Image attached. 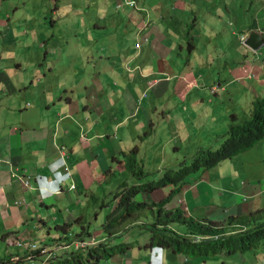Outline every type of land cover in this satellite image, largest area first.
<instances>
[{"label": "rangeland", "instance_id": "374dc122", "mask_svg": "<svg viewBox=\"0 0 264 264\" xmlns=\"http://www.w3.org/2000/svg\"><path fill=\"white\" fill-rule=\"evenodd\" d=\"M13 1L19 4V7L14 9L15 15L22 12L23 15L21 20L27 28V31H34L36 35L34 36L33 43H40L43 45L40 52L41 58H43L44 53L47 51V47L49 45H54L51 34L59 33L61 48L64 41L69 42V44H73L77 41L82 43L80 40H84L86 43L91 41L92 47L88 49H86V45L80 48L75 47L74 45H67L65 51L54 50L48 54L49 57L59 56L60 58L64 57L65 60L69 59L74 76L78 77L81 74L86 73L87 79L83 82L81 92L82 96H84V86L89 89L87 100H90V91H94L93 88L98 85L104 87L107 84L109 87V93L110 84H112L111 79L113 77V71L116 70V67L124 68L125 66L124 64L118 63L117 60H130L131 67L134 68L137 73V82L134 86H125L124 91L116 89L118 91L117 94L119 101L114 103L106 112L114 118L126 116V120L121 126L123 128L119 129L117 133L119 145L121 147L130 148L129 146L133 145L130 137L135 132L127 131V129L131 130L136 127L133 123L139 119L147 120L145 118L146 113L144 112V110H146L149 114V120L155 123L154 127H156V129H160L162 126L174 127L178 123L182 129L183 135L187 136V131L190 129L193 131L192 134L197 135V137L201 136L202 139L208 137L209 142L207 140L206 146L210 145V148L216 149L215 146L217 145V142L219 143L217 147H219L224 140L222 134L228 128L227 121L223 120L230 119L229 107L231 106L229 105L233 102V97L235 95H243L241 102H237L236 106L239 109L245 108L246 111H249L248 108H250V104L255 97L264 98V84L260 85L258 90H255L253 87L255 82L245 79L252 76L250 70L254 71V68H261L260 61L252 57L247 61L242 59V57L237 56L233 52V49L238 45V42L232 46L229 45L226 41V38L228 37L226 29L221 31L222 34L220 37L216 29L208 27V24L211 21H198L196 17L198 15L194 16L190 12L186 14L188 8L192 9L194 12L198 10L197 14L210 13V9L215 5L222 8L226 6L227 8L239 9L241 11L246 9H256L259 7L257 4L259 0H254L252 3H250L252 0H249V4H242L241 0H195L196 3L193 4L191 2L192 0H135V7L145 5L143 11H136L135 8H118L112 0H58V8L54 14L48 7L49 0ZM15 2L11 4V9L17 6ZM212 12L216 15L220 13L223 14V12H220L219 8L212 9ZM261 15L262 21L264 22L263 11L261 12ZM98 16L111 22L115 18H128L130 20L147 18L145 19L147 23H153L147 31L157 35L158 38L154 44L162 55L167 52L166 45L160 43L163 36L167 37V31L163 27V24L166 25V23L162 21V19L168 16H171L169 20L171 22L167 25H173V27H175V29H170L173 39L177 36V39L181 42L186 41L187 39H183L181 36L184 33H187L188 40H191L192 37L197 38L198 44L195 48L189 51V55L185 52L186 48H183L181 51L177 48L171 53V56L164 61L165 68L169 74L177 76L180 71L185 68L186 72L182 75L183 78L180 80L181 84L178 85L177 91L179 94L174 97L176 87H173L174 81H169L167 82L168 88L163 91L164 94L161 97L156 98L154 106H152L149 103L152 92L146 90V79L139 76L140 70L143 71L144 74L148 72L146 64L148 63V59L142 56L141 50L135 49L133 43H131L127 53L120 52L116 58H112L111 56L107 57V53L111 50L109 45L112 43L113 39L118 38V34L114 36L111 34L102 37L105 30L103 26L93 29L90 33L81 31L84 30V27L89 25L91 19L93 20ZM63 18L65 19L62 20ZM150 19H156L157 21H152ZM237 21L238 20L235 19L236 23ZM18 22L19 20L11 18L12 24H18ZM161 22H163V24ZM190 22H193L191 28L187 26L191 24ZM73 31H76L79 34L81 33L82 38L77 39L79 37L78 35H74ZM128 37L129 34L127 33L123 37V42L126 41ZM101 39L105 40L106 43L97 48H93V45ZM217 39L220 41L217 42ZM201 44H205L204 49L201 48ZM84 50H86L85 53L83 52ZM259 52L264 55V47H262ZM187 56H189L188 63L185 65ZM88 60L95 62L94 67L86 64ZM47 62L51 63L50 61H43V63ZM59 62H61V60ZM224 64L229 65L228 69L230 76L233 78L232 80L236 81V85L231 86L227 83L223 86L217 82V71H219L220 76L228 74V71H223ZM154 65H156L157 69H164L162 62L159 60L156 61ZM0 68L16 72V77H20V74L31 77L30 72L26 75L24 70L20 69V67L13 61H10L9 63L0 61ZM201 71H205L203 78L199 75ZM207 75H209V78H206ZM35 76L41 75L38 74ZM61 76H63V74H61ZM74 76L73 74H70L69 78L73 79ZM255 77L260 83L264 82L263 76L258 75ZM116 84L121 83L117 82ZM249 84L253 85L250 86ZM211 86L212 91H214L215 94L211 92ZM242 87H244L246 91L243 90ZM79 92V90L75 91L74 95L77 96ZM184 97H186L185 103L187 104V110H181L179 107L178 100L184 99ZM106 98L110 103L109 94L106 95ZM131 98L138 100L136 101V104L138 103V105H136L133 100L131 101ZM193 98H195L193 101L200 103L197 108L190 107ZM82 101L86 102L85 97L82 98ZM130 102H132V105H130ZM140 102L141 106L139 108ZM147 105H149L148 108H146ZM150 107L155 110V112H152ZM239 109L236 108L235 110L240 114L241 111ZM136 112H138V114L133 116ZM76 118L81 119L82 117L76 116ZM163 118H166V121H164ZM216 121H218L219 129L215 130L214 125ZM157 136H160L161 143H164L163 145H165L166 148L168 147L175 160L177 158V160L182 159L179 157L182 152L174 149L173 145L176 143V139H174L170 133L166 134L162 132L158 133ZM135 143L139 145V139H136ZM184 144L186 148L187 142ZM181 145H183V143H181ZM144 148H146V144L143 142L141 150ZM154 150V144H151L150 148L146 149L145 155L139 156L143 161L144 170L149 172L144 178V181L158 179L165 168L172 167L169 163L174 162V159L171 157H166L164 159L163 156H155ZM253 154H261L264 157V141L252 150L251 155ZM113 166L114 167L108 171L109 187L113 182H116L118 177L117 164H114ZM202 178L206 185L210 187L209 190L210 193H212L213 198L220 201L213 202V206L221 210V213L216 216L217 219H223L228 214H242L239 206H250V201H242V198L238 197L239 204H237L235 198H229L237 191H242L244 193L247 192L249 185L257 190L264 188V158L260 159L257 157L250 161L246 158L225 159L220 165L214 166L204 172ZM251 179V183H244V181ZM212 180H216L217 182L210 184ZM111 189L112 191L114 190V188ZM203 194L205 195L207 193ZM262 195L264 199V191L262 192ZM144 198L145 196L142 194L138 195V199ZM192 200L194 202H200L203 200V196L194 190L192 193ZM225 201L227 202L222 208L221 202ZM53 203H55V201L46 202L42 207L44 210L52 209L54 208ZM263 205L264 202L262 203V206ZM98 206L99 204L92 207L98 209ZM213 206L208 205L207 207L211 209ZM224 209L226 210L225 212H223ZM188 213L192 214L191 210H189ZM52 214L60 216V213L54 212L49 213V215L45 214L44 218L47 221H50L52 219L49 216ZM78 214H80V212L76 213V215ZM101 214L102 215L98 217V222L103 220L107 211L103 210ZM98 222H92L91 228L93 229L94 226H98ZM45 230L44 227L39 226L37 239L33 238V240H38ZM51 230L54 231L53 226ZM133 230L134 229L131 230V234ZM71 231H79V228L74 227ZM99 237V235L95 234V239H98ZM132 237L133 236H131V238ZM14 238L20 240L19 237L14 236ZM133 247L137 248V245ZM18 248L23 252L25 251V253L28 252L25 247L18 246ZM71 249L74 250L75 246L72 245ZM44 256L45 255H42L41 258ZM124 258L125 256L120 257V264H122ZM115 261L116 259L114 258L112 263H115ZM101 263L102 262L99 264ZM205 264H264V246L260 244L258 247L242 254L227 255L221 253L210 257Z\"/></svg>", "mask_w": 264, "mask_h": 264}, {"label": "crops", "instance_id": "0c3cea01", "mask_svg": "<svg viewBox=\"0 0 264 264\" xmlns=\"http://www.w3.org/2000/svg\"><path fill=\"white\" fill-rule=\"evenodd\" d=\"M0 6L6 12V16L0 18V61H3L2 58L4 57L7 60L4 62L9 63L11 61L9 59L13 57L12 53H19L20 55L25 52L29 53L27 57L36 58L42 62H59L60 57H49V52L54 50L65 51L67 45H74L79 48L86 45V49L92 47L91 41L86 43L84 40H80L82 43L77 41L69 44V42L64 41L61 48L59 33L51 34L54 45H49L43 58H41L40 52L43 45L33 43L36 35L34 31H27L24 26L21 20L23 13L15 15L14 10L11 11L10 0H1ZM11 18L19 20L18 24H12ZM73 34L78 35L79 38L77 39L82 38L81 33L73 31ZM85 51L83 52L85 53ZM121 52L124 53V50L121 49ZM62 60L63 62L59 66L61 69L56 67V64L48 67L45 65L47 67L46 70L45 67L43 68L48 74H42L41 76H35L41 73L31 65L32 63L28 64L27 62L23 63L25 65H18L20 69L24 70L26 75L30 72L31 77L21 74L20 77H16V72L0 68V263L47 264L48 255L37 252L38 254L32 257L30 253L23 252L15 245L16 238L14 236L33 242L35 241L33 238L37 239L39 226L50 229L51 224H56L60 221L65 222L66 220L72 221L80 214V221L92 227V222L95 221L94 208L92 206H94L96 198L86 206L80 205V201L87 195V192L99 199L107 195L108 168L113 163L112 160H108V157L120 147L115 143H110L107 135L96 132L92 135L86 134V139L80 138L79 148H74L71 128L66 123L65 117L74 113V124L86 118L85 115L79 114V109H75L70 100H65L66 95L72 93L74 89L67 83L70 79L66 74L68 73L69 76L73 74L74 76V73L69 59L65 60L63 57ZM86 64L94 67L95 62L88 60ZM146 64L150 71L157 69L156 65ZM163 68L165 70V66ZM74 79H80L84 82L87 79V75L84 73L78 77L74 76ZM74 79L72 80L74 81ZM180 84L181 81H178L177 87ZM63 87L69 92L64 93ZM107 87V84L104 87L101 85L92 87L94 91H90V100H87L89 89L84 86L85 95L83 96L86 100L84 102L85 107L90 110L89 112H97L100 120L105 123V131H107L108 123L105 110L109 105L106 98L108 94ZM167 88V82H161L158 89L154 93L152 92L149 103L154 106L156 98L161 97L164 94L163 91ZM132 100L135 104L138 101L131 98ZM178 101L180 109H185L182 99ZM130 105H132V102H130ZM198 106V102L193 101L192 107L197 108ZM69 109H72V111H68ZM76 116L82 118L77 119ZM123 120L118 122L122 123ZM60 156H63V162L70 174V179L64 183L63 187L70 188V185L73 184V195L68 198L71 193L63 192L61 195L54 196L50 200L55 201L53 203L54 208L44 210L42 207L43 203L38 198L32 183L29 187H23L14 175H34L38 173L50 175L49 165L56 163ZM201 181L203 183L198 181L196 185L193 184L185 192L188 207L196 216H204V214L221 211L213 206V202L215 203V201L219 200L213 198L212 193L209 195L200 193L201 190H206L209 193L210 188L206 185L203 178ZM251 182L252 179L249 180V183ZM194 190L203 196L202 201L194 202L192 200ZM263 191L264 188L257 190L249 185L247 192L239 193L242 201H250V206H239L241 211L246 207L262 206L264 202ZM235 200L239 204L238 198ZM208 204L213 207L209 209L207 207ZM107 210L105 209L104 211ZM69 211L71 213L67 216L52 214L49 216L52 219L50 221L44 218L45 214L49 215V213L54 212L61 214ZM77 212H80V214L76 215ZM211 215L209 216L211 217ZM64 227L66 226L59 225L58 229ZM45 235L52 237L56 236L57 233L46 230L38 240L45 239ZM72 241L59 242L53 252L55 257H59L68 251L71 245L67 248L64 245ZM48 242L51 243L52 240ZM133 242L134 246L137 245V248L132 247L119 252L108 260L101 259L97 264L100 262H102L101 264H120V257L122 256H125L122 264H150L149 248L143 247L147 242V237L138 235V238L134 237ZM75 244L73 243L72 245ZM162 254H164L165 259V250H163ZM42 255L45 256L41 258ZM114 258L116 261L112 263ZM189 261L191 262V260L179 261L178 264H194L189 263ZM54 263H56V258Z\"/></svg>", "mask_w": 264, "mask_h": 264}, {"label": "trees", "instance_id": "16d2710c", "mask_svg": "<svg viewBox=\"0 0 264 264\" xmlns=\"http://www.w3.org/2000/svg\"><path fill=\"white\" fill-rule=\"evenodd\" d=\"M253 1H250V3ZM259 1L257 2L258 5ZM241 2L242 4H249V0H241ZM256 9L241 11L239 9L228 8L226 12L227 16L231 19L237 17L236 19L239 24L231 26V32L227 40L230 46L238 42V45L233 49V52L237 56L247 61L250 57L258 59L260 61V67L264 72V55L262 53H252L242 45L240 40L241 35L248 33L252 27L257 25V21L254 19ZM4 16H6V12L0 6V18H4ZM262 28L264 29V26ZM28 54L25 52H22L20 55L19 53H12L13 57L9 60L16 63L17 66H19L18 64L25 65L23 64L24 62L28 64L32 63L31 65L39 70L40 75L48 74L45 71L48 65L53 66V64H56V67L60 68L59 66L63 62L62 58H60L59 61L61 60V62L50 61L51 63H43L36 58L27 57ZM2 60L7 61L4 57ZM117 62L125 66L124 68L116 67V70L113 71L112 84H110V91L108 93L110 103L107 109L119 101L118 91L116 89L124 91L125 86H134L137 82V73L131 67L130 60L127 59L124 61L119 59ZM43 67H45V70ZM228 68L229 65L224 64L223 71H228V74L220 76L219 73L217 79L222 85H226L227 83L231 86L236 85V81L232 80L233 78L230 76ZM259 69L254 68V72H257ZM66 75L69 78V74L67 73ZM207 78H209V75ZM70 81L67 83L74 89L72 93L66 95L65 100H70L73 107L79 109V114L85 115L86 118L74 124V113L72 115H66L65 117L66 123L71 128L74 148H79L80 138L86 139V134L92 135L100 132L109 137L110 143H115L120 147L108 157V160H112V162L115 160H124L123 167L118 168L121 181L108 201L113 203L114 206L103 217L104 222L101 225L102 232L110 237L123 229H134L132 231L133 237L138 238V235L147 237V242L143 247L153 245L163 247L166 252L165 259L163 254V264H178L184 258L194 260L196 264H205L210 257L216 256L220 252L234 255L237 251L250 250V248H256L260 244L264 246V207L252 212L229 214L219 220L209 217L201 219H195L191 216L185 217V211L175 204L177 193H184L181 189L183 185L186 188H190L191 185L202 179L204 172L201 169H209L215 165H220L223 160L237 158L243 152H245L244 157L248 160L259 156L257 154L251 155V152L257 145L264 141L263 97L254 96L255 98L250 104L249 111H246L245 108L239 109L236 106L237 102H241L243 95H235L233 97V105L232 103L229 105L231 107H229L230 119L227 120L228 128L222 134L224 140L216 149L210 148V145L206 146L208 137L205 139H202L201 136L197 137V135L192 134L193 131L190 129L187 131V136L183 135L178 123L174 127L162 126L160 129H156L154 127L155 123L149 120V114L146 110L144 112L146 113L145 118L147 120L139 119L133 123L136 127L131 130L127 129V131L135 133L130 137L133 145L129 146L130 148H126L119 145V138L117 136L119 129L123 128L121 126L126 120V116L114 118L106 113V109L105 114L108 123L107 131H105V123L100 120L97 112H89L90 110L85 107L82 101L81 88L83 82L80 79H74V81L70 79ZM117 82L121 84H116ZM249 85L252 86L253 84ZM253 87L255 90H258L256 85H253ZM107 88L109 89V87ZM242 88L246 91L244 87ZM63 89L64 93L69 92L64 87ZM78 90L80 92L75 96L74 93ZM140 106L141 102L139 103V108ZM148 107L149 105L146 106V108ZM236 108L241 111L240 114L235 110ZM150 109L152 112H155L151 107ZM68 111H72V109ZM136 114L138 112L134 113L133 116H136ZM119 120H123V122L119 123ZM163 120L166 121V118H163ZM214 129H219L218 121H216ZM162 132L166 134L170 133L176 139V143L173 146L176 151L179 150L182 152L179 156L182 158L181 160H177L178 158L175 160L168 147L166 148L163 145L164 143H161L160 136H157V134ZM136 139H139V145L135 143ZM143 142L146 144V148L141 150ZM186 142L187 146L185 148L184 143ZM151 144H154L155 156H163L164 159L171 157L174 159V162L169 163V165L177 168H165L163 175L159 179L143 181L149 172L144 170L143 161L139 159V156L145 155L146 149L150 148ZM216 182V180H212L210 184ZM165 186L168 187L165 191H155ZM140 193H151L153 200H137L136 197ZM191 202L193 203L192 200ZM101 215V212H99L98 216ZM188 232L201 235V238L198 241L190 240ZM114 239L115 237L91 245L86 248L84 254L81 252H73L66 257H53L48 260L47 264L98 263L101 259L108 260L115 254L134 246L133 240L113 244L111 241ZM37 252L39 250H32L27 253L35 257L38 254ZM55 258L56 263H54Z\"/></svg>", "mask_w": 264, "mask_h": 264}, {"label": "clouds", "instance_id": "9594fccd", "mask_svg": "<svg viewBox=\"0 0 264 264\" xmlns=\"http://www.w3.org/2000/svg\"><path fill=\"white\" fill-rule=\"evenodd\" d=\"M49 1L50 2L48 4V7L51 9L52 13L54 14L58 8V0H49ZM112 1H114V3L116 4V6L118 8L119 7H122L125 9L135 8L136 11H143L145 8V5L135 7L136 6L135 0H112ZM14 2L15 1L10 0V5L13 4ZM191 2H192V4L196 3L195 0H192ZM263 2L264 1H261V0L259 1V7L257 8V10L254 13V19L257 21V25L255 27H252L248 31V33H245V34L240 36V40H241V43L243 46H245L243 41L252 33L254 35H256L260 39V41L262 40V44L257 50H251L250 48L245 46L249 51H251L254 54L260 53L259 50L262 47H264V29L262 28L264 26V22L262 21V15H261V12L262 11L264 12ZM15 3L17 4V6H15L13 9H11V11L14 9H17L19 7V4L17 2H15ZM261 4H262V6H261ZM215 8H219L220 12H223V14H221V13L217 14V15L214 14L212 12V9H215ZM210 10H211L210 13L197 14L198 10L196 12H194L192 9L188 8L186 11V14H188V12H190L194 16L198 15V16H196L198 21H201V20L211 21V22H209L208 27L216 29L218 31V34L220 37L222 34V32H221L222 30L226 29V31L228 32V35H229V33L231 32L230 31L231 26L235 25V24H239L238 22L237 23L235 22V19L237 17L231 19L230 17L227 16L226 12L228 11V8L226 6H224V8H222V7H219L218 5H215ZM215 15H216V17H215ZM225 17H226V19H225ZM170 18H171V16H168V17L162 19V21H164L166 23V25L163 24V22H161L163 24V27L167 31V37L163 36L161 41H160L161 44H165L167 47V52L164 55H162L158 51V49L156 48V46L154 44L157 41V38H158L157 35L147 31L148 28H150L153 24V23H147L145 20L147 18L138 19V20H130L128 18H115L111 22L105 18H102L101 16H98L93 20L91 19L89 25L84 27V30H81V31H84L85 33H90L93 29H97V28H100L103 26L105 30L102 34V37L106 36V35H111V34H113V36L118 34V38L113 39L112 43H110V45H109V48L111 50L109 53H107V57L111 56L112 58H116L117 55L121 52V49H123L124 53H125L129 50L130 44L133 43L134 48L137 50H139V49L141 50L142 56L144 58L148 59V61H149L148 63H150V65H154L155 62L159 60L162 62V65L164 67L165 66L164 61L167 60L171 56V53L174 50H176L178 48L181 51L183 48H186L185 52H187L189 55V51L191 49L195 48L196 45L198 44V40L195 37H192L191 40H188L187 33H184L182 35L179 34L182 36L183 39L186 38L187 39L186 41L181 42L180 40L177 39V36L175 39H173L171 36V30L170 29H175V27H173V25H167L169 22H171V21H169ZM64 19L65 18H63L62 20H64ZM150 20L157 21L156 19L155 20L150 19ZM174 20H175V18H174ZM190 23L191 24L187 25V26L191 28L193 26V22H190ZM182 26H184V25H182ZM127 33L129 34V37L126 41L123 42V37ZM259 34H261V37ZM216 41L219 42L220 40L217 39ZM226 41L228 42L227 38H226ZM105 43H106V41L101 39L93 45V48H97L101 45H104ZM201 48L204 49L205 44H201ZM188 57L189 56H187V60L185 62V65L188 63ZM185 72L186 71L184 68L180 71V73L177 76H175L173 74H169L167 72L166 68H165V70L156 69L153 71H150L148 69V72L146 74H144L143 71L140 70L139 76L141 78L146 79V81H145V83L147 85L146 90L151 91L153 93L155 90L158 89L159 84L161 82L166 83L169 81H174L173 87H176V92H174V94H175L174 97H176L178 95L177 83H178V81H180L183 78L182 75ZM250 72L252 73V76L245 78L246 80H253L255 82L256 87H259L260 85L264 84V82L260 83L255 77V76L259 75V76H263V78H264L263 69L260 68L257 72L250 70ZM204 73H205V71H203V72L201 71V73L199 75H201L203 78ZM206 73H208V72H206ZM217 74H219V71H217ZM207 76H206V78H207ZM217 82L219 84H221L218 79H217ZM211 92L214 93V91H212V86H211ZM195 98L192 99V101L190 103V107H192V103H193V100ZM185 100H186V97H184V99H182V103L184 104L185 109H181V110H187V108H186L187 104L185 103ZM198 104L200 105V103H198ZM137 105H138V103H137ZM249 110H250V108H249ZM215 147L218 148L217 145ZM244 153L245 152L240 154L239 157H237V158H245ZM257 155H259L258 157L260 159L264 158L261 154H257ZM255 158H257V157H255ZM139 159H141V158L139 157ZM250 160H252V159H250ZM250 160H248V161H250ZM123 163H124V160H115V161H113L112 164L109 165L108 171L112 167H114L113 166L114 164H117L118 177H117L116 182H113V184L110 187L108 186L106 196H102L99 199L98 197H94L93 195H91V193L87 192V195L84 196L82 198V200L80 201V205L86 206V205L90 204L94 198H96V200L94 202L95 203L94 206H97L98 204H99V206H98V209L94 208L95 211L93 214H94L95 222H98L99 212H102L103 210L108 209L107 210V213H108V211L111 210L114 206L113 203H110L108 201L111 197V194L117 189L118 184L121 181L118 168L123 167ZM168 168L169 169H176L177 167L172 166V167H168ZM201 170H202V172H206V170H208V169H201ZM49 171H50L49 172L50 175H44V174L38 173V174H34V175L16 174L14 176L16 177V179L19 181V183L23 187H29L32 183L33 188L37 192L38 198L40 199V201L43 204L46 202H49L54 196L61 195L63 192L71 193V195L68 196V198H71V196L73 195V191H74V185L71 184L70 188H64L63 187L64 183L70 179V174L66 169L65 163L63 162V156H60L57 159V162L54 163L53 165H49ZM163 173L164 172H162L160 177L163 175ZM201 180H200V182H201ZM143 181H144V179H143ZM108 182H109V178H108ZM248 182H249V180L244 181V183H248ZM196 184H197V182L194 185H196ZM111 188H114V190L112 191ZM167 188L168 187L165 186V187L157 189L155 191L163 192ZM181 189L184 191V193L183 194L177 193V195H176L177 203L176 204H177V206H180V208L185 211V214H186L185 217L191 216L195 219H201L204 217H209V218L217 219L216 216L219 215L221 213V211L212 212L209 214H204V216H196L192 213V211H191L192 214L188 213V211L191 209L188 207L187 201L185 199V192L189 188H186L183 185L181 187ZM200 193H207L209 195L210 190H209V193L206 190H201ZM239 193H244V192L237 191L229 199L238 198L240 196ZM140 194L145 196V198L144 199H138V196H137L136 197L137 200H148V201H150L151 199L153 200L151 193H140ZM227 201L221 202L222 208L225 206V203ZM208 205L210 206V204H208ZM261 207H264V205L260 206V207L259 206L254 207V208L246 207L242 210V213L252 212V211H255L256 209H259ZM225 211L226 210L224 209L223 212H225ZM70 213H71V211L66 212V213L63 212L60 215L61 216H67ZM210 214H212L211 217L209 216ZM80 215L78 217L74 218L72 221L66 220L65 222L60 221L59 223L51 224V228L53 226L54 231H52L51 228L50 229L47 228L46 230L56 232L57 233L56 236L51 237V236L45 235L46 236L45 239L35 240L33 242H31L30 240L20 239V240H16L15 245L17 247L18 246L25 247L28 250V252H30L32 250H39V252L45 253V255H48L47 259L49 260V259L55 257V255L53 253L56 250L55 246L57 244H59V242H64L66 240H73V241L69 244L64 245V247L67 248L70 245L72 246L73 243H76L75 245H73V246H75V249L72 250L70 247L69 250L66 251L65 253H63L61 256H59V258L69 256V254L73 253V252H81L84 254L87 247H89L91 245H95L98 242L105 241L109 238L115 237V239L111 241V243H113V244H115L116 242H129V240L132 241L134 239V237L131 238L132 234H131L130 228L123 229V230L117 232L114 236L109 237L106 233L101 231V225L103 224L104 221H102L101 223L98 222V226H96L95 228L92 229L91 226L87 225V223L85 224L83 221H80ZM219 220H221V219H219ZM59 225L60 226L64 225L66 227H64L62 229H58ZM74 227H78L79 231H75V232L71 231V229ZM81 231H82V233H81ZM87 234H89V235L87 236ZM95 234L99 235L100 237L98 239H95ZM188 237L190 240L192 239L193 241H198L201 238V235L192 234V233L188 232ZM49 240H52V242L49 243L48 242ZM147 248H149V262H150V264H163L162 263V261H163V254L162 253L164 250L163 247L159 246V245H153L150 247L147 246ZM250 250H251V248H250ZM250 250L248 249L246 251H239V252L237 251L236 254H242V253L248 252ZM221 253H224V252H220L219 254H221ZM185 260L188 261L190 259L184 258V261ZM189 263L196 264L194 260H191V262L189 261ZM0 264H5V263H0ZM88 264H97V263L89 262Z\"/></svg>", "mask_w": 264, "mask_h": 264}, {"label": "water", "instance_id": "95a60500", "mask_svg": "<svg viewBox=\"0 0 264 264\" xmlns=\"http://www.w3.org/2000/svg\"><path fill=\"white\" fill-rule=\"evenodd\" d=\"M259 35L261 37V34ZM243 43L251 50H257L261 46L262 40L260 41V39L252 33L243 41Z\"/></svg>", "mask_w": 264, "mask_h": 264}, {"label": "built area", "instance_id": "2783aa9c", "mask_svg": "<svg viewBox=\"0 0 264 264\" xmlns=\"http://www.w3.org/2000/svg\"><path fill=\"white\" fill-rule=\"evenodd\" d=\"M20 244V243H19Z\"/></svg>", "mask_w": 264, "mask_h": 264}]
</instances>
